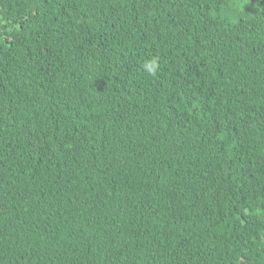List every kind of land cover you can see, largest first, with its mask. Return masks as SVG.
Segmentation results:
<instances>
[{
	"label": "trees",
	"instance_id": "16d2710c",
	"mask_svg": "<svg viewBox=\"0 0 264 264\" xmlns=\"http://www.w3.org/2000/svg\"><path fill=\"white\" fill-rule=\"evenodd\" d=\"M0 264H264V0H0Z\"/></svg>",
	"mask_w": 264,
	"mask_h": 264
},
{
	"label": "clouds",
	"instance_id": "9594fccd",
	"mask_svg": "<svg viewBox=\"0 0 264 264\" xmlns=\"http://www.w3.org/2000/svg\"><path fill=\"white\" fill-rule=\"evenodd\" d=\"M156 66H157V61L155 59L149 61L148 64L146 65L147 70L153 73L155 72Z\"/></svg>",
	"mask_w": 264,
	"mask_h": 264
}]
</instances>
